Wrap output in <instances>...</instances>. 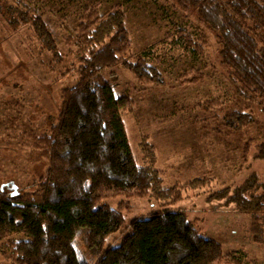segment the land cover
Listing matches in <instances>:
<instances>
[{
  "label": "trees",
  "instance_id": "16d2710c",
  "mask_svg": "<svg viewBox=\"0 0 264 264\" xmlns=\"http://www.w3.org/2000/svg\"><path fill=\"white\" fill-rule=\"evenodd\" d=\"M176 1L197 12L216 33L238 94L249 91L258 97L264 112V0ZM0 12L10 26L32 29L54 64L64 63L55 35L38 9L22 0H0ZM128 13L122 4L108 11L86 8L78 25L67 31L65 43L81 55L61 77L76 75L78 83L62 91L57 121L37 139L48 162L45 177L33 192L0 191V255L10 264H243L236 253L225 254L219 242L205 237L198 220L170 208L183 201L186 189L201 190L209 179L168 187L154 168V149L147 141L141 151L149 165H140L133 153L122 118L132 101L119 96L103 72L121 65L141 84L156 87L165 86V78L153 64L151 51L127 58L133 45ZM178 34L195 60L205 57V36L193 38L182 30ZM195 74L185 82L203 83L204 75L199 70ZM224 122L240 131L253 123V117L232 108ZM255 159L264 160V148ZM231 188L212 193L208 201L226 200L237 212L249 215L258 242L264 224V183L252 174ZM145 200L151 203L148 214L126 226V217ZM160 203L164 205L157 209ZM125 226L121 244L106 249L107 241ZM18 236L24 240H16Z\"/></svg>",
  "mask_w": 264,
  "mask_h": 264
},
{
  "label": "rangeland",
  "instance_id": "374dc122",
  "mask_svg": "<svg viewBox=\"0 0 264 264\" xmlns=\"http://www.w3.org/2000/svg\"><path fill=\"white\" fill-rule=\"evenodd\" d=\"M22 1L42 14L65 61L54 64L32 29L10 26L0 12V191L33 192L45 177L48 162L37 139L49 133L57 121L62 91L78 83L76 75L61 77L81 55L65 43L67 31L78 25L83 9L108 11L122 4L128 7L133 33L132 54L127 58L151 51L153 64L165 78V86L156 87L141 84L121 65L103 72L116 93L132 101V108L124 111L122 118L138 163L150 164L141 151L147 141L154 149V168L161 172L166 186L209 179L201 190L186 189L183 201L170 208L185 213L191 221L198 220L202 234L219 242L225 254L236 253L243 264H264V224L255 242L249 215L237 212L226 200L208 201L212 193L234 189L252 174L264 183V160L255 159L264 148V112L258 97L249 91L238 94L232 71L222 61L216 33L198 13L176 0ZM179 30L193 38L206 37L203 59L195 60L186 51L178 40ZM198 70L204 82L186 83ZM207 101H218L220 106L208 108ZM232 108L251 114L253 123L240 131L227 128L224 115ZM137 205L139 209L126 217V226L146 216L151 203L145 200ZM261 215L264 220V211ZM126 226L107 241L106 249L121 244ZM15 239L24 240L22 236ZM0 264L10 263L0 255Z\"/></svg>",
  "mask_w": 264,
  "mask_h": 264
}]
</instances>
